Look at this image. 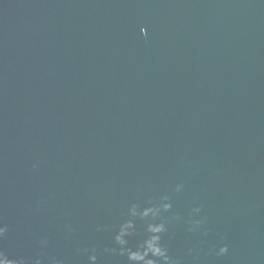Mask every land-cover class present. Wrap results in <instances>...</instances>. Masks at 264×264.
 <instances>
[{"label": "water", "instance_id": "obj_1", "mask_svg": "<svg viewBox=\"0 0 264 264\" xmlns=\"http://www.w3.org/2000/svg\"><path fill=\"white\" fill-rule=\"evenodd\" d=\"M129 222L264 264V0H0V252L133 264Z\"/></svg>", "mask_w": 264, "mask_h": 264}, {"label": "clouds", "instance_id": "obj_2", "mask_svg": "<svg viewBox=\"0 0 264 264\" xmlns=\"http://www.w3.org/2000/svg\"><path fill=\"white\" fill-rule=\"evenodd\" d=\"M183 185L177 186V191L181 190ZM164 208L170 209L171 204H165ZM155 211L153 209H145L143 212V216L147 217L150 214L155 215ZM133 212L135 213V208L133 209ZM194 212L199 213L200 209L196 208L194 209ZM201 224V221H196V227H199ZM129 227H132L131 223L122 226V229L120 233L116 236L117 242L121 245V254H127V258L130 262H133V264H158V261L162 260L164 264H173V261L168 255V251L165 247L161 245V233L165 231V225L163 223L160 224H150L148 227V231L152 234L150 235L143 244L133 249L125 248L128 241L125 239V236L129 235L130 233L127 231ZM194 229H189V231H193ZM6 232L5 227H0V236H3ZM228 248L227 246L221 247L219 250V255H224L227 253ZM150 257H155L156 259H152ZM91 261H96L97 257L95 255L90 257ZM0 264H23L21 261H17L14 259H9L3 252H0ZM37 264H40V261H37Z\"/></svg>", "mask_w": 264, "mask_h": 264}]
</instances>
